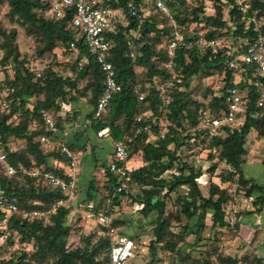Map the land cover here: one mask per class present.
Masks as SVG:
<instances>
[{"label":"trees","instance_id":"obj_1","mask_svg":"<svg viewBox=\"0 0 264 264\" xmlns=\"http://www.w3.org/2000/svg\"><path fill=\"white\" fill-rule=\"evenodd\" d=\"M165 1L170 7V15L162 14L155 7L147 13L134 15L128 0L108 1L111 6H123L125 11V19L116 20L106 33L113 43L109 60L114 64L123 88L114 95L101 119L95 116V111L104 89V73L93 55L90 54L91 61L83 68H78L74 62L69 76L59 74L53 65L43 68L42 76H38L19 48L18 29H8L0 22V49L3 51L0 64L13 60L16 69V75L11 79L16 91L9 96L10 108H5L0 101V147L8 152V160L0 161V194L19 206L18 211L3 214L6 226L1 234L4 239H0V264H111V236L95 231L83 234L81 245L68 246L73 229L70 215L77 211L85 218L79 209L80 201L61 202L65 195L60 187L43 184L29 175L7 172L8 164L16 166L21 162L28 166L44 165L65 175L54 160L67 162L68 157L59 147L48 149L40 141L44 134L52 141L59 136L50 129L44 116L52 114L57 128L61 129L62 120L77 119L83 97H88L89 101L85 116L89 128L98 136L99 129L110 125L113 141L125 139L132 156L141 155L143 164L130 172L129 193L117 194L114 186L118 175L110 171L108 160L97 159L107 176V194L99 197L96 178H92L81 201L92 200L98 209H110L104 206L117 205L123 198H130L143 218L139 219L138 230L121 233L136 238L143 234L145 223L153 226L148 264H158L160 249L170 252L173 259L177 257L179 264L188 263L193 257L191 249L204 239L208 217L212 230L231 226L226 207L239 192H244L249 199L253 196L249 213L263 211L264 184L247 177L243 166L247 161L251 132L256 131L258 136L264 137V76L254 73V65L242 64L237 59L247 44L258 37L259 31L254 24H247L232 0H215L212 11L204 4L192 6L187 0ZM250 2L258 10L259 19L264 17V0ZM4 3L9 5L10 19L19 21L29 35L36 37L41 55L52 53L55 57L59 49L68 52L69 43L76 36V30L71 26L72 9L63 18L55 19L50 15L52 0H0V9ZM174 21L186 26L181 32L187 39H195L197 33L204 30L208 37L226 39L231 35L237 46L233 49V42L218 52L207 50L203 54L197 45L192 48L179 46L176 68L172 70L168 66L167 40L178 31ZM261 31H264V22ZM79 44L83 45L81 39ZM83 52H87L84 47ZM215 74L223 77L222 84L206 86L196 97L194 81ZM240 74L244 79L238 81ZM5 76L10 80L7 70ZM83 81L86 84L80 86ZM256 81L261 85H256ZM234 84L242 89L248 87L242 102L243 122L229 127L225 136L206 139L203 147L184 152L182 148L188 140H195L203 131L201 109H227L229 88ZM142 94L143 100L140 99ZM138 116H143V120L139 121ZM148 124L150 129L146 128ZM13 139H22L25 145L14 149L11 146ZM68 145L73 150L86 148V144L79 146L72 141H68ZM214 148L218 150L219 159ZM203 153L206 158L202 162L208 164L207 168L202 162L195 164L194 158ZM219 166L223 170L217 172ZM205 173L212 174L207 181L208 194L202 190L201 179ZM215 177L228 185L222 186ZM231 185H235V189ZM135 187H139L137 192ZM173 193H176L174 209L168 212ZM110 197L112 200L108 202ZM35 210L44 214L32 218L26 216ZM183 216L186 222H183ZM175 221L179 223L178 229ZM120 223L113 217L112 226L117 227ZM125 223L133 225L131 221ZM234 226L240 230V220ZM14 235L18 236L19 242L31 244L32 250L25 248L8 256ZM191 235L195 237L194 242L188 240ZM213 251L219 264H264V256L249 253L225 256L215 248ZM213 251L197 259V264H215L211 259Z\"/></svg>","mask_w":264,"mask_h":264},{"label":"built area","instance_id":"obj_2","mask_svg":"<svg viewBox=\"0 0 264 264\" xmlns=\"http://www.w3.org/2000/svg\"><path fill=\"white\" fill-rule=\"evenodd\" d=\"M109 0H52L50 15L55 19L63 18L67 11L72 9L74 14L71 26L76 30V36L70 41L68 52L74 56V62L78 68H83L91 61V55L95 57L101 66L103 77V93L100 96L95 116L103 118L114 95L123 88L116 74L114 64L109 60V52L112 48V40L106 33L113 27L116 20L125 19V11L123 6H111ZM235 6L242 14V18L247 24H254L259 31L258 37L249 42L243 52L237 59L242 64L254 65L255 74L264 76V31H261L262 22L258 16V10L254 9L250 0H232ZM128 6L134 15H140V12H149L152 7L158 9L162 14L170 15V7L165 0H128ZM178 31L176 35L167 40V54L169 57L168 66L174 70L176 68L175 56L179 46L192 48L199 46L201 53L207 50L218 52L224 45L222 37H208L204 30L197 33L196 38L187 39L181 32L186 26H181L174 21ZM191 31L190 36L193 35ZM189 36V37H190ZM82 40V46L79 40ZM83 47L87 52H83ZM9 72L10 80L5 76V71ZM0 72L3 75L0 86V101L5 108H10L12 95L16 88L11 79L16 75V69L13 60H9L6 64H0ZM38 76H42L41 70L37 71ZM244 79L243 75H239L238 81ZM256 85H261L260 81H256ZM248 87L242 89L239 85L234 84L229 88V103L225 110L215 111L210 108H203L200 111V127L203 131L195 139L188 140L185 144L186 148L194 147L196 143L199 147L206 144V139H213L219 136H225L229 127L237 126L244 120V108L242 105L245 91ZM144 94L140 95V99H144ZM45 121L49 124L53 132H58V128L53 117L48 113L44 116ZM138 120H143V116H138ZM147 129L151 125L146 126ZM98 137L103 138L111 136V127L106 125L97 132ZM40 141L49 149L59 147L61 151L68 157V161L54 160L55 165L65 171V175L56 173L53 169H49L44 165L28 166L23 163L18 165L7 166V172L11 175L21 173L37 178L43 184L60 187L63 190L65 199L61 202H72L78 198V167L80 163V153L69 147L66 139L60 138L58 141H52L47 134L40 136ZM219 159L217 148L213 149ZM132 151L129 143L125 139L116 141L115 148L108 164L111 172L118 175V182L114 186L115 193H129V177L132 167L130 160L132 159ZM8 160V152L0 147V161ZM112 198L108 199L111 202ZM253 196L250 197V201ZM19 206L16 202L11 201L8 197L0 194V239L3 240V229L6 226V219L3 214L18 211ZM79 209L87 220L95 221L99 226V234L106 236H114L115 229L112 226L113 213L111 209H98L94 201H81ZM40 211H31L26 213L29 218L43 215ZM111 246V264H126L130 258L136 254V240L128 235H115ZM169 264V263H168Z\"/></svg>","mask_w":264,"mask_h":264},{"label":"rangeland","instance_id":"obj_3","mask_svg":"<svg viewBox=\"0 0 264 264\" xmlns=\"http://www.w3.org/2000/svg\"><path fill=\"white\" fill-rule=\"evenodd\" d=\"M192 6H198L204 4L207 7H213L215 0H187ZM9 5L4 3L0 9V22L8 29L17 28L18 29V38L17 43L22 52V55L25 56L29 65L35 70H42L48 65H53L54 68L58 71L59 74L63 76H69L72 74L71 65L74 63V56L69 52H63L58 50L57 56L54 57L52 53H46L41 55L39 53L36 37L29 35L26 32L25 27L19 21H13L8 16ZM261 22H264V17H261ZM224 45H232L235 42L233 49L236 48V41L233 36H228L224 39ZM3 51L0 49V57L2 56ZM140 70V69H139ZM140 73H142L140 71ZM2 73L0 72V86L2 80ZM74 76V75H73ZM222 76L215 74L211 77L204 79L197 78L194 81V94L196 97L202 93V90L206 86L217 87L222 84ZM86 81L81 82L80 86H84ZM81 109L77 115V119L72 120L80 121L85 119L86 113L89 111V101L88 97L81 98ZM264 102V101H263ZM81 131L82 134L80 137H76V133ZM70 138L77 145L86 144V149H81V153L84 154L80 159L79 168L82 170V174L79 178L78 189L82 195H86L87 189L90 185L92 178H99L95 180V186L100 189L99 197L107 194L105 187L106 173L102 166L97 169V159L105 160L109 157V153L113 149V139L110 136L100 138L96 135L93 129L86 127L85 125L74 126L71 129ZM25 145V141L22 139H13L11 142L12 148H21ZM198 146L186 148L183 146L184 152H189L193 148L196 149ZM201 148V147H200ZM255 148V147H254ZM256 156L261 160H249L244 163V172L247 177H253L258 182L264 184V142L257 147ZM250 153L254 154V149L252 144L248 145L247 159ZM206 153H203L201 156L194 158L195 164H201L202 160L206 158ZM135 157L141 155L135 154ZM222 166H219L217 172L222 171ZM211 177L212 174H209ZM214 180L221 182L219 177H215ZM202 190L205 194H208V184L202 180ZM228 184H222V186H227ZM232 189H235V185H231ZM139 190V187H135V192ZM186 190V189H183ZM172 201L169 202L168 212L174 209L173 200L176 198V193H173ZM76 205V204H75ZM104 208H110L114 218H118L121 223L113 228L115 229V235H119L121 231L134 232L137 229L139 224V219L143 216L135 210L134 202L130 198H123L120 204L117 205H105ZM228 219L231 222V226L227 228H216L215 230L211 229V219L208 217V227L204 230L203 236L204 239L195 245L194 249H191L192 258L185 264H197V259H202L208 256L209 252H212L215 248L220 254L225 256H243L246 253L251 254L252 256L260 255L264 256V209L262 212H251L249 209L252 208V202L245 195L244 192L237 193V197L233 202H230L227 205ZM70 222L73 225L72 232L68 237V246L70 248H75L81 245V237L83 234H89L99 230V226L95 221H89L86 218L81 217L79 213L73 212L70 215ZM132 226H128L125 222H130ZM146 220V219H144ZM240 220L241 226L240 230H237L234 224L236 221ZM187 219L183 216V222H186ZM178 229V222L174 223ZM145 229L143 234L140 237L134 238L137 243L136 254L133 258H130L126 264H148L151 259V254L149 252V242L152 238V225L145 223ZM112 236V237H114ZM241 236V239L238 237ZM14 243L9 246V251L7 255L9 256L14 251H19L22 249L32 250V246L29 243H21L18 241V236H13ZM190 242L195 241L193 235L188 237ZM159 256L161 260L158 264H179L178 258H171L170 252H163L162 249L159 250ZM211 259L215 264H219L217 260V255L211 254ZM251 264V263H246Z\"/></svg>","mask_w":264,"mask_h":264},{"label":"crops","instance_id":"obj_4","mask_svg":"<svg viewBox=\"0 0 264 264\" xmlns=\"http://www.w3.org/2000/svg\"><path fill=\"white\" fill-rule=\"evenodd\" d=\"M210 11H212L213 10V8L212 7H209L208 8ZM3 77V76H2ZM263 101H264V95H263ZM52 117H53V115L52 114H50ZM62 122H63V127L61 128V129H58V133H59V136L57 137V139L56 140H54V141H58V139H60V138H65L66 139V141L68 142V141H72L71 140V138H70V134H71V129L74 127V126H78V125H82V123H83V125H85L86 127H89V125H88V122H87V120H85L84 119V121L83 120H80V121H74L73 123H71L69 120H62ZM82 134V132L81 131H78L77 133H76V137H80V135ZM72 142H74V141H72ZM261 142H264V137H260V136H258V134H257V132L256 131H252L251 132V134H250V137H249V139H248V145H249V143L250 144H252V147H253V149H254V154H252V153H250V155H249V157H248V159H247V161H249V160H251V161H253V160H261V159H259L258 158V156H256V153H257V150H258V146L261 144ZM75 143V142H74ZM86 147H87V145H86ZM255 147V148H254ZM114 148H115V142H113V149L111 150V152L109 153V157L106 159V160H108V162H110V160H111V157H112V154H113V151H114ZM86 149V148H85ZM75 150H78L79 151V153H80V159H81V157H83L84 156V154H82L81 153V149H79V148H77V149H75ZM262 161H264V160H262ZM100 161H97V169H99V167H100V163H99ZM143 164V159H142V156H139V157H135V156H133L132 157V159L130 160V166L132 167V168H137V167H139V166H141ZM202 164H203V166H204V168H207L208 167V164L207 163H205L204 161L202 162ZM78 180H77V184L79 183V178H80V175L82 174V170L78 167ZM99 178H96V180H98ZM106 179H107V176H106ZM205 182H207L208 181V179H209V176H208V173H205L204 175H203V178H202ZM208 184V183H207ZM79 188V187H78ZM78 191V198L75 200V201H77V202H81V200L85 197V195H82L81 193H80V191H79V189L77 190ZM79 202V203H80ZM90 221V220H89ZM239 239H241V236L240 237H238Z\"/></svg>","mask_w":264,"mask_h":264}]
</instances>
